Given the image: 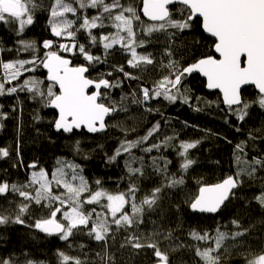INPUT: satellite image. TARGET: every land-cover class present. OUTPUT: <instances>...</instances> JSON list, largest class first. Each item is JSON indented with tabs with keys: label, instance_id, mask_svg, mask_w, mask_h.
<instances>
[{
	"label": "snow or ice",
	"instance_id": "snow-or-ice-1",
	"mask_svg": "<svg viewBox=\"0 0 264 264\" xmlns=\"http://www.w3.org/2000/svg\"><path fill=\"white\" fill-rule=\"evenodd\" d=\"M37 6L35 0H0V23L11 26L15 32L17 42L21 45L17 52L36 53L39 49L42 53L32 55L30 59L0 61L3 69L0 95L25 92L44 108L56 110L58 116L51 121L56 132L72 134L86 130L87 133L96 134L107 130L106 117L118 111L117 101L111 97V90L120 88L124 80L138 79L133 72L125 70L124 65H113L115 72L121 73L123 78L117 76L110 81L105 78L104 73L98 74L96 79L87 75L90 67L107 63L104 57L115 46L118 45L121 53L128 57V68L142 70V65H154V57L151 52L139 53L137 49L146 48L152 43L153 33L164 34L168 41L164 53L172 57L180 51L172 47L176 38L190 31L194 25L210 38L211 53L180 68L170 60L164 67L174 70L162 75L153 87L142 86V98L137 99L133 92V102L146 106L149 111L152 110L150 102L154 100L169 104H176L178 101L189 104L190 97L182 91L184 80L193 74H199L205 78L208 90H218L221 95L220 104L224 106L221 111L225 113L223 118L226 123L229 116H235L237 121L243 122L253 104L264 109V0H139L138 4L135 0L127 4L121 0H53L48 9L50 16L47 24L50 36L56 39H45L40 45L24 39L25 32L34 24ZM89 10H94V13L89 14ZM105 29L108 31H104ZM80 35L84 36V42L78 39ZM66 38L69 42H60ZM101 47L102 55L93 53V48ZM64 54L80 57L84 63L74 65ZM38 67L46 70V86L44 81L33 77L6 88V83L18 81L25 72H34ZM113 74V71H109L106 75ZM249 85L257 90L253 100L243 98L242 89ZM120 99L123 101L125 96ZM196 110L199 111L198 108ZM6 118L7 113L0 112V119ZM160 128V122H157L145 136L135 140H122L114 154L108 156V163H115L119 157H125L123 164L129 179L126 192L109 193L99 187V180L95 181L97 187L93 189L83 174V167L74 160L63 158H57L56 166L50 174L43 167H38L35 161L27 165V169L32 171L26 183L0 180V197L8 199L9 203L8 208L0 211V225L25 224L23 217L30 214L29 210L34 204L39 209H47L48 214L37 219L30 227L48 236L56 235L63 241H68L74 235V230L83 231L95 241L104 243V255L96 254L101 264H115L112 254L108 252L110 233L112 238L115 236L113 226L116 232L123 229L126 233L121 248H149L153 250L156 264H169L168 255L161 251L158 243L140 235L138 226L143 223L146 211H154L159 207L158 200L165 188L183 183V177L177 180L168 172V165L172 161L162 155L163 151L177 150V156L183 158L179 167L187 172L195 163L188 156L189 150L196 148L200 141L170 143L175 139V134L161 137L158 135ZM236 131L239 132L240 128L237 127ZM261 131L264 129L248 133L253 147L256 141L264 139V136L254 135L253 132ZM151 137H156V140L148 144ZM245 147L244 141L235 145L233 155L237 170L234 175L226 176L221 182L199 187L198 194L190 200L192 211L217 213L230 195H235L233 189L241 185L242 174L255 180V174L264 170V156H252L248 161ZM136 148L145 154L156 151L161 155H149L150 163L146 165L143 155L133 153ZM78 149L79 141L76 143V150ZM9 156L8 150L0 148V158ZM160 159L164 161L162 165L158 163ZM241 161L247 167H241ZM146 167L159 174L163 182L137 201L139 186L135 179L146 174ZM54 187L63 191H54ZM85 193L89 195L82 198ZM252 200L264 207V185L253 195ZM12 204L17 205L15 209L11 208ZM66 205L68 210H64ZM85 205H98L106 209L107 215L98 212L95 207L86 211ZM232 223L236 230L231 233V239L236 240L250 232V228L243 227L238 220H233ZM154 231L166 240L172 238L170 231ZM189 235L195 241L214 240L215 247L211 243L203 250L199 245L192 247H195V255L204 264H219L220 256L213 253L220 249L221 242L225 239L224 233L217 229V236L214 238H210L207 232L200 234L192 231ZM58 256L60 264H82L80 258L71 257L64 252H59ZM245 260L246 264H264V249L246 256ZM0 264L44 262L21 253L20 256L0 257Z\"/></svg>",
	"mask_w": 264,
	"mask_h": 264
},
{
	"label": "trees",
	"instance_id": "trees-1",
	"mask_svg": "<svg viewBox=\"0 0 264 264\" xmlns=\"http://www.w3.org/2000/svg\"><path fill=\"white\" fill-rule=\"evenodd\" d=\"M35 2L38 5L34 12L36 24L30 29L32 31L28 29L25 32L24 39L40 45L44 40L43 35L40 34L41 25L43 26V23H47L49 19L48 9L53 0H35ZM121 2L127 4L131 0H121ZM135 3L138 4L139 0H135ZM93 13L94 10H89V14ZM69 18H71L70 14ZM45 39L50 38L45 37ZM51 39L56 38L51 37ZM78 39L84 42L83 35H80ZM20 47L12 27L0 24V61L12 62L17 59H30L32 55H42L39 49L36 53H18L17 49ZM166 47H168V41L164 34L153 33L152 43L146 48H138L137 51L151 52L154 65H142V70L128 68L126 64L128 57L121 53L117 45L110 50L109 55L104 57L107 63L97 64L94 68L90 67L87 75L93 79L98 78L100 73H104L105 78L110 81L117 76L123 78L121 73L115 72L113 65H124L125 70L133 72L138 77L136 80H124L120 88L111 90V97L117 101L118 111L107 117L108 128L101 133L90 134L84 130L72 134L56 132L51 124V121L56 118L55 113L31 99L30 94L18 92L13 95H0V112L7 113L6 119H0V148L10 153L8 158H0V180L16 184L26 183L32 171L27 169V165L35 161L38 167H43L50 174L56 166L57 158H63L74 160L83 167V174L93 189L97 187L95 181L99 180L101 182L99 187L109 193L126 192L129 179L123 164L125 157H119L115 163H108L107 158L114 154L122 140H135L145 136L154 124L160 122L161 128L158 135L162 137L175 134V139L170 143L197 140L200 143L196 148L189 150L188 156L195 163L187 172L179 167L183 158L177 156V150L163 151L162 155L172 161L168 165V172L177 180L183 177V183L165 188L158 200L159 207L143 214V223L138 226L139 234L158 243L161 251L168 255L169 264H204V261L195 255L196 249L192 246L199 245L203 250L208 247V243H211L215 247L214 240L195 241L189 234L192 231L200 234L207 232L210 238H214L219 229V232L225 234L220 249L213 253L220 256L219 264H246V256L264 249V207H260L252 200L253 195L264 185V170L255 174V180H250L242 174V183L234 191L235 195L230 196L216 215L194 214L189 205L190 200L198 194L201 185H212L221 182L230 174H235L237 170L233 155L235 145L242 141L246 142L245 151L248 161L252 156H264V139L256 141L253 147V142L248 138L250 131L264 129V109L253 104L243 122L237 121L235 116H229L226 123L223 118L225 113L221 111L224 106L220 104V96L217 93H207L204 81L198 76L187 77L184 80L182 91L190 97L189 104L179 101L176 104H169L166 101L154 100L150 102L152 110L149 111L146 106L134 103L133 92L136 93L137 99L142 98V86L151 88L162 75L174 70L164 67L170 60L180 68L212 51L210 38L195 25L183 36L177 37L172 44L173 48L180 49L178 53L169 57L164 53ZM92 51L96 55H102V47L93 48ZM64 55L71 59L74 65L84 63L80 57ZM109 71H113V76L106 75ZM0 76H3L2 65H0ZM33 77L44 81L45 86L48 83L45 69L38 67L34 72H25L18 81L12 84L6 83L5 86L7 88L18 85L24 79ZM242 94L245 100H253L257 93L249 88ZM121 96H125L123 101L120 99ZM197 108L199 111L196 110ZM237 127L240 128L239 132L236 131ZM253 134L264 136V131L253 132ZM154 140L156 137H151L148 144ZM77 141H79L78 151L76 150ZM133 153L137 156L143 155L146 165L150 163L149 155H161L156 151L145 154L139 148L133 149ZM158 163L162 165L163 159L158 160ZM241 167H247V164L241 161ZM145 173L139 179L134 178L139 186L136 193L137 201H140L145 194H150L153 188L163 182V178L153 172L150 167L145 168ZM53 190L63 191L55 187ZM88 195L85 193L82 198ZM16 206L12 204L11 208L15 209ZM8 207V199L0 197V211ZM93 207L107 215L106 209L98 205H85V210ZM64 210H68L67 205L64 206ZM126 210L130 211L127 208ZM29 213L23 217L25 224L0 225V257L7 258L27 253L33 260L43 261L44 264H60L58 253L64 252L71 257L80 258L82 264H101L96 254L104 255L103 242H97L83 231L75 230L68 241H63L58 236H48L30 227L37 219L46 217L48 210L39 209L33 204ZM60 218L58 214V219ZM108 219L110 220V216ZM233 220H238L243 227L250 228V232L236 240L231 239V233L236 230ZM154 230L170 231L172 238L166 240ZM112 232H115V236L112 238L110 233L108 252L112 254L115 264H156L152 249L121 248L120 245L126 233L123 229L116 232L115 226Z\"/></svg>",
	"mask_w": 264,
	"mask_h": 264
},
{
	"label": "water",
	"instance_id": "water-1",
	"mask_svg": "<svg viewBox=\"0 0 264 264\" xmlns=\"http://www.w3.org/2000/svg\"><path fill=\"white\" fill-rule=\"evenodd\" d=\"M173 7V6H172ZM203 33V32H202ZM204 34V33H203ZM206 37H207V35L206 34H204ZM209 38V37H208ZM46 71V70H45ZM192 76H198V77H200V79L201 80H203L204 81V83H205V91L207 92V93H209V94H211V93H217L219 96H220V99H221V95L219 94V92H218V90H208L207 88H206V81H205V78H203L202 76H200L199 74H193ZM191 77V76H190ZM249 88H252L256 93H257V90L254 88V86H251V85H249V86H245L244 87V89H242V92L244 91V90H246V89H249ZM91 91V90H90ZM54 113H55V115H56V118H57V116H58V113H57V111L56 110H54V109H51ZM106 120H107V117H106ZM84 131H86V130H84ZM236 189H233V192L235 191ZM231 196V195H230ZM228 201V200H227ZM227 201H225V203H224V205L227 203ZM224 205H222L221 206V208H220V210L223 208V206ZM190 210H191V208H190ZM219 210V211H220ZM218 211V212H219ZM191 212L192 213H194V214H200V215H216L217 213H200V212H194V211H192L191 210ZM45 234V233H44ZM47 235V234H46ZM52 236H56V235H52Z\"/></svg>",
	"mask_w": 264,
	"mask_h": 264
},
{
	"label": "flooded vegetation",
	"instance_id": "flooded-vegetation-1",
	"mask_svg": "<svg viewBox=\"0 0 264 264\" xmlns=\"http://www.w3.org/2000/svg\"><path fill=\"white\" fill-rule=\"evenodd\" d=\"M48 13H49V10H48ZM35 16V15H34ZM0 24H2V23H0ZM35 19H34V24L29 28V30L32 28V27H34L35 26ZM30 31H32V30H30ZM44 31H45V33H44ZM47 31V23H43V26L41 25V31H40V34H42L43 35V39L45 40V37H49V38H51V36H50V31H49V28H48V31ZM35 33H37L36 31H34Z\"/></svg>",
	"mask_w": 264,
	"mask_h": 264
},
{
	"label": "rangeland",
	"instance_id": "rangeland-1",
	"mask_svg": "<svg viewBox=\"0 0 264 264\" xmlns=\"http://www.w3.org/2000/svg\"><path fill=\"white\" fill-rule=\"evenodd\" d=\"M48 28H49V26H48V24H47V31H48ZM47 31H46V32H47ZM44 33H45V31H44ZM63 40H64V42H65V41H69L67 38H66V39H63ZM20 46H21V45H20Z\"/></svg>",
	"mask_w": 264,
	"mask_h": 264
}]
</instances>
